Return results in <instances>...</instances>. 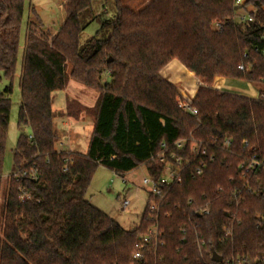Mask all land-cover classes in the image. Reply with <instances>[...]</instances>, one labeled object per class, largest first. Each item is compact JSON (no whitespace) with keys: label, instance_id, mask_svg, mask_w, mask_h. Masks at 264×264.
<instances>
[{"label":"trees","instance_id":"obj_1","mask_svg":"<svg viewBox=\"0 0 264 264\" xmlns=\"http://www.w3.org/2000/svg\"><path fill=\"white\" fill-rule=\"evenodd\" d=\"M60 1L65 18L56 35L49 37L34 16L22 47L12 162L15 172L33 169L37 179L8 177L3 187L24 0H0V82L8 83L0 91V264H218L213 255L260 264L264 171L245 173L239 165L264 160V0L238 6L234 0H152L137 12L109 0L111 17L83 44L84 30L97 19L96 0ZM241 12L251 22L240 21ZM173 60L202 84L191 102L196 116L178 107L181 92L160 75ZM216 78L251 84L257 97L213 90ZM70 80L99 92L91 110L66 100L68 118H94L84 155L54 149L60 137L52 94ZM190 138L216 141L209 149L214 161L201 177H192V165L184 170L180 184L154 199L159 211L153 215L147 194L134 230L121 229L85 200L98 166L122 177L145 165L157 178L161 166L150 159L162 145ZM152 228L159 243L134 261L139 239Z\"/></svg>","mask_w":264,"mask_h":264},{"label":"rangeland","instance_id":"obj_2","mask_svg":"<svg viewBox=\"0 0 264 264\" xmlns=\"http://www.w3.org/2000/svg\"><path fill=\"white\" fill-rule=\"evenodd\" d=\"M121 3L131 9L133 12L145 7L152 0H119ZM111 2L109 0H96L93 5V11L95 12L97 19L86 27L84 30L80 43L83 44L86 40L93 37L98 31L102 21L108 19L112 15V10L109 8ZM34 16H37L40 20L44 31L49 37L56 35L59 27L62 25L65 15L61 8L60 0H24L23 14L20 25V46L17 53V62L14 77L11 81L12 94H11V106L9 114V122L7 128L6 149L4 155V163L2 168V183L3 187L8 177L14 174L15 169L13 167L12 156L14 148L19 136V129L17 128V114L20 106V92H19V75L22 58V47L24 42L25 27L27 22L34 21ZM239 16H243V13H239ZM163 78L171 77V80L183 83L186 92L194 96L197 87L196 82L200 81L195 76L184 69L177 61H173L166 65L160 72ZM108 81L107 77H103L101 85ZM246 83V82H245ZM201 84V83H200ZM224 84L223 79L216 78L215 84L212 86L214 89L222 88ZM234 85L232 82L228 83ZM248 84V83H246ZM6 81L0 82V91L7 86ZM252 88L253 94H257V88L248 84ZM178 85H175V87ZM247 87V85H243ZM67 90L73 92L75 89L78 91H87L90 93L99 94L98 91L83 87L73 81H69L67 84ZM63 91L54 92L52 109L55 115L56 111L64 109V96ZM181 92V91H180ZM183 93V92H181ZM184 94V93H183ZM187 95V94H186ZM63 98V99H62ZM56 108V110H55ZM87 121L91 123V128L94 123V118L89 116ZM87 125L82 128H78L80 133L78 139L74 143L80 146H84L87 136ZM56 130L58 132L64 131V127L56 122ZM23 135L29 137L30 130L27 127L21 129ZM89 134L91 135V129ZM62 141V140H61ZM60 138L55 143L54 149L56 151H64L65 148L59 146ZM66 146V144H65ZM146 166L142 165L135 170L121 176H116L112 171L98 166L92 177L89 189L86 193L85 200L95 209L102 212L109 219L115 222L121 229L125 231H131L138 227L144 209L147 203L148 188L142 184L143 179L147 178ZM1 198V195H0Z\"/></svg>","mask_w":264,"mask_h":264},{"label":"built area","instance_id":"obj_3","mask_svg":"<svg viewBox=\"0 0 264 264\" xmlns=\"http://www.w3.org/2000/svg\"><path fill=\"white\" fill-rule=\"evenodd\" d=\"M243 0H234V4L236 6L240 5ZM240 21L244 22L247 20L251 22L250 19L241 16L239 18ZM216 28L218 25L215 26ZM240 71L243 70L242 67H238ZM215 82H213L214 86ZM202 86L199 83L198 88ZM212 88V87H211ZM216 91H221V89H214ZM184 93L182 95L180 92V96L183 101L179 103V108L185 112L190 114L191 116H196L197 111L192 108L191 102L194 96H189V94L185 90H181ZM187 94V95H186ZM257 97V96H256ZM216 141H210L209 144L203 141H196L193 138L188 140H177L170 147L162 145L161 150L158 154L153 156L150 159V162L155 163V165L161 166V172L159 177H153L147 174V178L143 179L142 184L148 188V195H150L151 199L147 204V212L151 215L157 213L159 211L158 205L155 204L154 199L161 198L163 192L168 190L174 185H178L182 181V173L184 170L189 168V166H193V172L191 173L192 177H201L204 173L205 168L207 167V163L214 161V156L209 154V149L215 147ZM229 141H225L223 146H229ZM239 169L245 173H250L254 171H259L263 169L264 171V160L258 161L255 158H252L248 161L241 162L239 165ZM16 182L21 180H30L35 181L37 179V173L35 170L30 169L28 171L22 172H14L10 176ZM27 195L23 192L19 195V200L24 201L27 199ZM1 202V199H0ZM200 214L207 215L209 212L207 209H202L199 211ZM140 247L133 254L132 259L134 261H141L143 259V249L148 246H156L159 243V234L156 228L149 229L144 235L141 236ZM256 262L260 264H264V252L261 257H258ZM218 264H249L247 261H243L240 259H232L230 261H221Z\"/></svg>","mask_w":264,"mask_h":264},{"label":"crops","instance_id":"obj_4","mask_svg":"<svg viewBox=\"0 0 264 264\" xmlns=\"http://www.w3.org/2000/svg\"><path fill=\"white\" fill-rule=\"evenodd\" d=\"M173 61H176V60H173ZM173 61H171V62H173ZM220 79H223V81H224L223 87L220 88L221 91H226V92H230V93L244 95V96H248L251 98H256V96H257V94H253V92L251 91L252 90L251 86H249L248 84H246L243 81H233V80H229V79H225V78H220ZM168 81L174 86L178 85L179 86L178 87L179 92L181 90H185L183 83H180L178 81L174 82L171 80V77L168 78ZM214 82H215V80H214ZM230 82H232L234 85L228 84ZM243 85H247V87H243ZM66 88H67V86H66ZM66 88L62 92L63 96H64V109L61 111L57 110L55 113V118H54V127H56V122H58V124L60 123L61 126L65 128L64 131H62V132H58V130H56L59 137H60L59 146L62 148L64 147L65 148L64 151H66V152H72V153H78V154L84 155L87 153V150H88V144H89V140H90V136H91L89 134V132L91 129V133H92L93 125L91 128V123H89L87 121L88 116H86L85 113H81L77 120L72 119V118H68L66 116V100L67 99L73 100L76 103H78L80 106H82L83 108L91 110L92 108H94V106L98 100L99 94L90 93V91L89 92L78 91L76 89L73 92H70V91H65V90H67ZM176 88H177V86H176ZM189 96H191V95H189ZM53 98L54 97H52V105H53ZM53 110L54 109H52V111ZM55 110H56V108H55ZM85 125H87L86 128H88L87 136H86V142H85L84 146L81 148L80 146L76 145V143H74V142L76 139L79 138L78 134L80 133V131L78 130V128H82ZM65 144H66V146H65Z\"/></svg>","mask_w":264,"mask_h":264},{"label":"water","instance_id":"obj_5","mask_svg":"<svg viewBox=\"0 0 264 264\" xmlns=\"http://www.w3.org/2000/svg\"><path fill=\"white\" fill-rule=\"evenodd\" d=\"M213 261L215 262V263H221V258L220 257H218L217 255H213Z\"/></svg>","mask_w":264,"mask_h":264},{"label":"bare ground","instance_id":"obj_6","mask_svg":"<svg viewBox=\"0 0 264 264\" xmlns=\"http://www.w3.org/2000/svg\"><path fill=\"white\" fill-rule=\"evenodd\" d=\"M196 84H197L196 86H199V82H198V81L196 82ZM197 88H198V87H197Z\"/></svg>","mask_w":264,"mask_h":264}]
</instances>
